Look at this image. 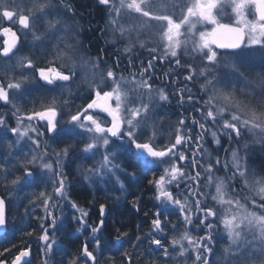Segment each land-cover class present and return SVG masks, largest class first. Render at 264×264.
Segmentation results:
<instances>
[{
	"label": "snow or ice",
	"instance_id": "snow-or-ice-1",
	"mask_svg": "<svg viewBox=\"0 0 264 264\" xmlns=\"http://www.w3.org/2000/svg\"><path fill=\"white\" fill-rule=\"evenodd\" d=\"M97 4L108 13L111 43L122 51V57L111 61L105 49L95 57L83 51V29L72 0H0V24L10 25L0 27V35L6 37L0 47V102L10 106L15 117L13 125L7 112H0V185L10 193L45 183L52 188L36 197L46 213L43 220L48 221L39 225L43 264L54 257L62 230L49 209L64 203L75 210L76 231L91 233L68 264H117V255L119 264H216L217 259L220 264H264V170L257 173L252 167L245 139L252 138L264 150V0H97ZM229 9L231 22H224ZM18 32L31 37L35 54H21ZM142 51L150 54L147 60L140 58ZM183 56L198 58L199 71L188 61L182 63ZM122 58L127 60L123 67ZM37 60L45 66H38ZM158 64L168 66L163 75L171 92L152 83ZM256 64L260 71L253 78ZM175 68L186 73H174ZM181 76L185 82L202 78L199 97L187 83H180ZM78 77L89 88L84 105L53 96L38 109L22 113L37 79L42 87L52 86L46 88L49 92L57 86L68 88L71 97L68 82ZM173 101L183 111L165 143L163 125L158 127L156 120L163 119L161 109ZM60 105L69 110L66 119ZM41 138H46L43 148ZM49 141L63 145L52 149L51 159ZM76 151L84 160L99 156L96 166L84 170L85 180L105 184L114 180L121 191L124 180L138 179L135 172L125 171L121 157L131 155L142 174L161 172L149 181L157 202L149 232L136 234L134 240L120 229L114 237L104 235V204L99 222L89 221V213L69 196L74 185L67 183L64 172V162ZM173 189H182L183 198ZM139 200L133 204L137 212ZM173 217L182 221L183 231ZM218 218L228 244L217 258L216 245L224 238L217 231ZM8 226L6 201L0 197V231L6 233ZM8 251L5 248L0 256ZM105 253L110 255L106 258ZM30 255V248L20 249L11 264H32ZM52 264L65 260L52 259Z\"/></svg>",
	"mask_w": 264,
	"mask_h": 264
},
{
	"label": "trees",
	"instance_id": "trees-1",
	"mask_svg": "<svg viewBox=\"0 0 264 264\" xmlns=\"http://www.w3.org/2000/svg\"><path fill=\"white\" fill-rule=\"evenodd\" d=\"M75 7L77 8V21L80 27L83 29L81 32L80 39L84 42L83 51L95 57L98 53H100L101 49H105L107 52V58L111 61L117 56L122 57V51L117 50V46H114L111 42L109 37L105 36L106 33V18H107V11L105 10L104 6H99L97 4V0H72ZM119 48L122 50L123 43L119 44ZM150 54L146 51L141 53L140 58L147 60ZM127 64L126 59H121V66ZM37 65L40 67L45 66V63L42 60H37ZM168 70L167 64L164 65H157L156 71L154 73V80L152 81L154 86L164 87L168 92H171V87L168 86V81L165 79L163 73ZM183 70V68H175L173 71L174 73H179V71ZM182 72V71H181ZM127 75V73H125ZM180 83L183 85L185 81L183 77H180ZM189 87V86H188ZM200 91L198 90V93ZM54 96L57 98L58 101L60 99H72L75 100V95L71 93V97H66L62 93L54 92ZM40 94H36L35 98H39ZM62 95V96H60ZM198 97V96H197ZM41 104V101H39ZM81 106V105H79ZM185 107H188L186 104ZM162 112H166V115L163 116V120L165 121L166 125L171 126L172 124H176V119H178V113L183 111V109L179 108V106L175 105V101H173L172 105L166 106L165 108L161 109ZM187 115V114H186ZM196 115V113H193ZM169 118V119H168ZM199 118V117H197ZM191 119V117H189ZM168 137H170V131L168 130ZM165 139V138H164ZM249 141V140H247ZM250 144L251 150L249 152V159L252 167L256 170L257 173H260L264 170V150H256V146H259L261 149L260 144H254L248 142ZM61 147V146H60ZM256 151V152H255ZM225 153H221L223 156ZM241 154L243 155V147H241ZM77 156V155H76ZM120 164L125 167L126 172H135L138 179L136 182H132L130 180H124L125 183V191L126 194H123L121 197L120 192L121 190L119 187L111 184V190L109 192L113 193V196L110 197V200H102L98 195L101 192L100 189L92 191L90 188H84L81 184L82 180H71L69 183L74 185V187L69 188L72 200L75 201L81 207L83 206L84 209L90 210V217L93 219L98 214V206L101 204H105L106 207H109L111 210L112 221L111 225L109 224V220L105 222L106 229L104 235L112 236L116 234V230L120 229L121 231L127 232L129 236L135 239L136 234L143 235L150 231V216L154 212L155 208L152 206L155 199V190L152 184L149 181L158 177L159 172L153 173H141L140 170L136 167L135 161L132 159L131 155H127L121 157ZM83 168L81 169V171ZM77 175H78V169ZM123 179V175L121 176ZM73 179V176L70 178ZM81 182V183H80ZM81 184V186L79 185ZM3 187L5 190H9L7 187L2 186L0 187V196L5 198L6 201V213L7 219L9 221V226L7 232L0 237V252H3L5 248H8L9 251L6 252L3 256H0V260L6 259V264H11L12 257L18 253V250L30 248L31 249V262L32 264H43L44 255L41 251L43 244L39 240V236L41 235V229L39 225L41 223L47 224L48 221L43 220L42 212L36 211V209H32V212H26L24 209L27 208V202L23 198L22 201H19V206L16 207L18 211L16 212L10 205L9 201L7 200L6 193L3 192ZM23 197H25L26 191H21ZM25 192V193H24ZM103 193V192H102ZM182 193V192H181ZM96 194V195H95ZM104 195H108L103 193ZM173 194H179V190L175 191L173 189ZM95 195V197H94ZM98 197V198H97ZM139 200V208L140 211L137 212L136 209L133 207V204L137 202V198ZM97 198V199H96ZM122 201L119 202L118 206L115 207L116 202L120 199ZM26 208H23L25 207ZM68 209V208H66ZM65 216L62 219H58V226L62 228V230L57 235L58 245L54 249V257L52 259L59 261L61 258L65 260V264H68V260L78 253L79 248L83 245L81 243V238L79 235L73 231L72 223L75 222L72 219V215L69 213V209L66 210ZM108 209V211H109ZM115 209V210H114ZM34 211V212H33ZM27 213L24 215V213ZM118 212V213H117ZM147 212L148 215H144ZM15 215V217H14ZM108 216V214H107ZM14 217V218H13ZM177 220L176 217L172 218V222ZM31 231L32 235H27V232ZM51 231V230H50ZM222 236V235H221ZM113 237V236H112ZM225 237L223 239L218 240V243L215 248V252L221 251V246L225 245ZM147 247V245L143 246ZM67 250V251H65ZM128 251H133L130 247L127 248ZM218 250V251H217ZM143 251V248L141 249ZM110 254L105 253V257L107 258ZM117 264L121 260V256L117 255L115 257ZM52 264V260H51ZM136 264H139L136 261Z\"/></svg>",
	"mask_w": 264,
	"mask_h": 264
},
{
	"label": "rangeland",
	"instance_id": "rangeland-1",
	"mask_svg": "<svg viewBox=\"0 0 264 264\" xmlns=\"http://www.w3.org/2000/svg\"><path fill=\"white\" fill-rule=\"evenodd\" d=\"M182 2L183 3H186L187 2V0H182ZM231 13H230V9L228 10V15H225L224 17H223V20H224V22H231L230 20H229V15H230ZM107 15H108V13H107ZM179 15H180V12L179 11H177V13H176V16L177 17H179ZM5 26H10L7 22H4L3 24H0V27H5ZM106 33H105V36L106 37H109V39H111L112 40V34H111V32L108 30L109 29V25H108V16H107V18H106ZM14 27V30L17 28L16 26H13ZM74 27H75V25H74ZM198 28H199V26H198ZM20 34V36H21V40H20V45H19V47H20V52H21V54H25V53H27V52H29V51H32L34 54L36 53V51L37 50H35V49H33L32 48V46H31V37L29 36V37H27V38H25L21 33H19ZM6 39V37H4L3 35H0V47H2L3 45H2V41H4ZM111 43V42H110ZM142 52H144V51H142ZM147 52V51H146ZM42 55V54H41ZM185 61H188L189 63H192L196 68H197V71H199V66H200V63H201V61L197 58V59H192L190 56H183L182 57V63H184ZM182 72H185L186 73V70L185 69H183V70H181ZM181 71H179V73L181 72ZM260 71V69H259V65L258 64H256V65H254L253 66V68H252V70H251V77H255V75H256V73L257 72H259ZM183 77V76H182ZM202 82V78H197L194 82H185V83H187L188 84V86L191 88V90H192V94L193 95H195L196 97L198 96H200L201 95V91H200V83ZM68 85H69V87H70V90H71V93H73L76 97L74 98L75 99V103H77V102H80V103H82V100H83V98L84 97H88L89 96V88H88V86H87V84H85V83H83L80 79H79V77L76 79V80H74V81H70L69 83H68ZM154 87H158L157 85L156 86H154ZM59 91H60V93H62L64 96H65V98L67 97V95H65V93L66 94H69V90H68V88H64V89H62V88H59L58 89ZM166 90V89H165ZM198 90L200 91L199 93H198ZM11 94H15V92H14V90H13V93H11ZM10 94V95H11ZM67 99V98H66ZM60 101H62V99H60ZM2 103V102H1ZM61 106V105H60ZM0 108H1V106H0ZM61 110H62V107H61ZM12 111V110H11ZM1 112V111H0ZM161 113H162V115L163 116H165L166 115V112H162L161 111ZM69 114V113H68ZM197 115V117H199L198 116V114H196ZM9 116H11V115H9ZM169 119V118H168ZM11 121L10 122H15V117H13V119L11 118L10 119ZM177 120V119H176ZM28 122L27 121H25V124H27ZM156 124H157V126L159 127L161 124L163 125V129H164V136H163V140H164V142L165 143H167L168 142V140L170 139V137H168L167 135H168V130L170 131V134L174 131V128H175V125L176 124H172L171 126H168V125H166V123H165V121L162 119H157L156 120ZM14 125V124H13ZM165 138V139H164ZM43 139V138H42ZM245 139L246 140H249L250 141V143H254V144H257L258 142H255V141H253V139L252 138H250V137H245ZM42 141V140H41ZM249 141H247V142H249ZM26 144H30V142L29 141H26L25 142ZM43 144H44V141H42V148H43ZM49 144H50V141H49ZM243 144H244V141L242 140L241 141V147H243ZM259 144V143H258ZM250 145V144H249ZM5 147H6V145H5ZM53 147L54 148H56L55 147V145L53 144V146L51 145V148L49 149L50 151H52V149H53ZM63 147V146H62ZM225 147H227V145H225ZM233 147H236V145H233ZM56 149H58V147L56 148ZM256 150H258V151H260L261 149H259V146L257 145L256 146V148H255ZM6 150V149H5ZM102 151V150H101ZM251 152H252V150H251ZM256 152V151H255ZM50 154H51V152H50ZM241 154V153H240ZM75 155H77V157L78 156H80V157H78V158H81V153L80 152H72L70 155H69V157L67 158V160L64 162V167H65V165L67 164V163H69L70 161V159L71 158H74V156ZM225 156V154L222 156V157H224ZM241 156H243L242 154H241ZM49 159H51L52 157H51V155H49V157H48ZM228 159L230 160V156H228ZM83 160L84 159H81V161H80V159L79 160H77V163L75 162V166H74V169H78V175H77V171L76 170H74V172H72L71 170H70V172H67L66 173V170H65V168H64V172L67 174V175H70V174H73V179L72 180H74V178H75V180H80L81 182V184L83 185L82 187H84V188H90L92 191H94V190H97V188L98 189H100L101 190V192L99 193V195L103 198L104 197V194L103 193H105V194H108L109 193V195H110V197L111 196H113V193L112 192H109L110 190H111V188H110V185L111 184H113V185H115V186H117V187H119V185L118 184H116L115 182H114V180L112 181V182H110V183H107V184H105V183H101V182H97V183H91L90 181H88V180H85L84 179V176H83V174H84V170L86 169V168H89V167H93V166H96V164H97V161L99 160V156H97L96 157V159H88V160H90V161H88L87 162V165L89 164V166H83V165H85L84 163L85 162H83ZM122 165V164H121ZM123 166V165H122ZM83 168V170L81 171V169ZM159 172V171H158ZM161 174V172H159V174L158 175H160ZM71 176V175H70ZM128 181V180H127ZM70 182V179H68V181H67V183L68 184H70L69 183ZM79 183V185L81 186V184ZM0 187L2 188V185H0ZM33 187H36V188H39V186H31V187H26V188H24L23 190H25L26 191V194H25V197H23V195H22V192L21 191H17V192H9V190H5L4 189V187H3V192L4 193H6V197H7V200L9 201V203L11 204L10 206L17 212L18 211V209L16 208V207H18L19 206V204H18V202L19 201H22V199L24 198L25 200H26V202H27V208H26V206L25 207H23V208H26V209H24L26 212H30V210H31V212H32V209H36V211H40V212H42V216H43V218L46 216V213H45V211H44V209H43V207H42V204H41V201H39V200H36V197L39 195V193L41 192V190L40 189H38V190H36V191H34V190H32V188ZM40 187H42V186H40ZM52 192V190H50V193ZM68 192H69V196L71 197V194H70V189H68ZM103 192V193H102ZM25 193V192H24ZM123 191L122 192H120V195H121V197H123ZM176 195V194H175ZM178 196H180V198H183V196H182V193H179V195ZM71 199H72V197H71ZM33 201H36L35 202V204H33ZM122 201V198H121V200L119 199L117 202H116V205H115V207H117L118 206V204H119V202H121ZM80 206V205H79ZM210 206H213V207H215V205L213 204V202L210 204ZM81 207V206H80ZM66 208H68L69 209V213H70V215H72L74 212H75V210L74 209H72L69 205H67L66 203H64L62 206H57V207H50V211H52L59 219H62V218H64V216H65V213H66V211H65V209ZM81 208H83V206L81 207ZM62 209H63V211H62ZM68 209H66V210H68ZM84 209V208H83ZM84 210H86V209H84ZM115 210V209H114ZM88 213L90 212V210H86ZM24 213V215H26L27 213ZM30 212V213H31ZM34 212V211H33ZM118 213V212H117ZM77 215H79V213H76ZM177 215H178V212H177ZM14 217H15V215H14ZM13 217V218H14ZM218 217H219V214H218ZM89 218V217H88ZM58 223V222H57ZM174 223H176V224H180V231H183V224H182V221L181 220H179V219H177V220H175L174 221ZM217 224H218V227H217V231L223 236V237H225V241H226V243H225V245H223V246H221L220 248H221V251H218V252H216V256H217V258L220 256V255H222V253H223V249H224V247H226L227 246V244H228V241H227V238H226V234L224 233V229H223V226L221 225V224H219V218H218V220H217ZM72 225H73V228H74V230L73 231H75L78 235H79V237H84V238H88V237H90L91 238V233L90 232H78V231H76V224H75V222H73L72 223ZM170 238H171V235H170ZM55 247L56 246H54V249H55ZM44 259H45V257H44ZM51 260H52V257H50V259H49V264H51ZM216 264H220V262H219V259H217V261H216Z\"/></svg>",
	"mask_w": 264,
	"mask_h": 264
},
{
	"label": "flooded vegetation",
	"instance_id": "flooded-vegetation-1",
	"mask_svg": "<svg viewBox=\"0 0 264 264\" xmlns=\"http://www.w3.org/2000/svg\"><path fill=\"white\" fill-rule=\"evenodd\" d=\"M16 27H18V26H16ZM18 35H20L19 34V32H18ZM2 42H4V41H2ZM2 45H3V43H2ZM0 78H3L2 77V74H0ZM35 83V90L34 91H32L31 92V94L26 98V100H25V102H24V104H23V106H22V113H26V112H28L29 110H31V109H33V108H36V109H38L39 107H40V105L41 104H39V101H44V102H47V101H50L51 100V98L54 96V93H53V91H51V92H49V91H47L46 90V88H48V87H52V86H41L42 85V82H40V81H38V79L34 82ZM69 83V82H68ZM60 87L59 86H57V87H55V91L57 92V93H59L60 94V91L58 90ZM54 91V92H55ZM36 94H40L39 95V98L37 99V98H35V96H36ZM65 95H67V97L69 96V94H66L65 93ZM60 96H62V95H60ZM76 97V96H75ZM87 100H88V97L86 98V97H84L83 98V100H82V103H80V102H77V103H75V100H74V103H75V105H77V106H79V105H84L86 102H87ZM0 106H1V108H0V111L1 112H7V114H8V116L9 115H11V108H10V106L9 107H5V106H3L2 105V103L0 102ZM61 107H62V113H63V116H64V118L66 119L67 118V116L70 114L69 113V110H68V108L66 107V106H62L61 105ZM72 111L74 112L75 111V108H73L72 109ZM69 113V114H68ZM11 117V116H10ZM12 119H13V117H11ZM11 120H9V122H10ZM11 124H15V122H10ZM45 139L46 138H41V140L42 141H45ZM42 141H41V145H42ZM51 145L53 146V144L50 142V144H49V149L51 148ZM55 145V147L57 148H59L60 146L62 147L63 145H56V144H54ZM54 148V147H53ZM5 149H6V147H5ZM48 149V150H49ZM7 150V149H6ZM50 152H52V151H50L49 150V155H51L50 154ZM77 152H79V151H77ZM78 157H80V156H78ZM76 155L74 156V158H71L69 161V163H67L66 165H65V170H66V173L67 172H70V170L72 171V172H74V170H77V169H74V166H75V162L77 163V160H79L80 159V161H81V159L82 158H78ZM88 161H90V160H83V162H85L84 164L85 165H83L84 167L86 166H89V164L87 165V162ZM71 175V176H70ZM70 175H67L68 176V179H70L72 176H73V174H70ZM72 179H70V181H71ZM40 186H42V187H40ZM38 189H40L41 191H47V192H49L50 193V190H52V188L49 186V184L48 183H45V184H41V185H39V188H36V187H33L32 188V190H34V191H36V190H38ZM175 191H177V190H179V193H181L183 190L182 189H174ZM122 192V191H121ZM123 193L124 194H126L127 192L125 191V190H123ZM96 195V194H95ZM95 195H94V197H95ZM176 195H179V194H176ZM103 201L104 200H106V201H108V200H110V195H109V193H108V195H104V197L102 198L100 195H98ZM154 196H155V194H154ZM98 198V197H97ZM96 198V199H97ZM157 202L155 201V199H154V203H153V205L154 204H156ZM208 203H209V206H210V204L212 203V201L211 200H209L208 201ZM105 205V204H104ZM152 205V206H153ZM107 209H109V207H106ZM99 209H100V205L98 206V214H97V216L96 217H94L93 219H91V218H88L89 219V221L90 222H96V223H98L99 222V220L101 219V216H100V213H99ZM156 210V209H155ZM155 210H154V212H155ZM62 211H63V209H62ZM64 212V211H63ZM153 212V213H154ZM153 213H152V215H153ZM89 214L91 215V213L89 212ZM77 215V214H76ZM90 215H89V217H90ZM152 215L149 217L150 218V221H151V218H152ZM112 214H111V210L109 209V211H108V216H106L105 218H104V220H105V222L106 221H108L109 220V224L111 225V221H112ZM108 219V220H107ZM150 223V222H149ZM149 227H150V225H149ZM113 237H114V235H112ZM81 238V243H86V242H88L91 238L90 237H88V238H84V237H80ZM89 246L90 247H93V245H91V244H89Z\"/></svg>",
	"mask_w": 264,
	"mask_h": 264
},
{
	"label": "water",
	"instance_id": "water-1",
	"mask_svg": "<svg viewBox=\"0 0 264 264\" xmlns=\"http://www.w3.org/2000/svg\"><path fill=\"white\" fill-rule=\"evenodd\" d=\"M0 197H1V196H0ZM107 214H108V209L106 208V209H105V216L103 217V219L107 216ZM4 233H5V232L0 231V237H2V235H3ZM27 259H31V255H30V257L27 258Z\"/></svg>",
	"mask_w": 264,
	"mask_h": 264
}]
</instances>
